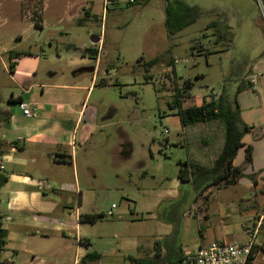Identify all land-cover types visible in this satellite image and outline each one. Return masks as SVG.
<instances>
[{
    "label": "rangeland",
    "instance_id": "374dc122",
    "mask_svg": "<svg viewBox=\"0 0 264 264\" xmlns=\"http://www.w3.org/2000/svg\"><path fill=\"white\" fill-rule=\"evenodd\" d=\"M20 1L0 0V142L16 149V154H0L4 166V171L0 173L8 178V184L0 188V216L17 246L15 253L4 252L3 261L8 258L15 264H39L47 255L45 251L53 246L52 251L63 249L65 257L71 255L69 264H73L81 238L89 239L91 249L100 254L101 262L98 264H131L130 257L138 256L137 247L147 248L152 243L155 225L152 218L160 213L159 208L166 202L163 200L164 203L158 206L160 195L170 189V179L178 175L179 161L183 163L196 155L199 160L197 165L211 170L222 152L224 125L216 121L184 127L177 110L169 108L178 86L167 80L168 75L173 76L171 71L174 67L179 71V81L188 78L194 82L190 92L192 99L189 94L186 95L190 100L187 99L184 107L196 105L198 94L218 97L224 81H227L226 84L234 81L231 85L233 95H236L235 86L240 80L229 78L227 64L220 61L223 47L210 43L211 38L204 39L206 35H217V23L221 19L216 15L198 17L189 27L169 36L161 17L165 14L167 22L168 15L174 29L177 26L174 23L177 11L182 8L178 3L176 6L163 0L147 3L146 0H112L113 7L104 13L105 0ZM179 2L189 8L201 4L216 7V1L212 0ZM223 3L236 4L232 0ZM29 8L31 14L27 16L39 27H42L40 11L44 9L42 18L45 28L41 33L33 29L27 36L25 34L27 39L17 50L13 48L15 43L12 40L16 33L25 30L18 28L19 10ZM233 17L240 24L237 15ZM259 18L264 28L260 15ZM5 21L10 25H4ZM212 21L217 27L208 26ZM251 30L250 24L236 26L234 34L241 35V38L235 51L239 55L247 52L249 57L254 58L260 53V47H253L250 38L243 36ZM93 36L101 38L100 44H91ZM172 41L179 44L177 57L180 59L177 62L167 52H171ZM202 43L205 44L206 54L211 48L218 50L217 54L209 56V64L205 55L201 54L204 53ZM5 48L31 53L32 58L39 61V73L51 71L49 73L58 75L60 70L62 76L41 80L33 93L27 95L25 91L30 85L25 83V79L12 78L14 74L9 70V56L2 53ZM91 49L99 52L98 58L92 56L91 65L69 69L71 61L83 57L86 50ZM191 53L195 54L193 59ZM140 58H143L142 63ZM155 58H159L158 63L147 73L143 64ZM93 66L101 71L88 101L100 106L102 117L110 111L108 114L113 116L109 123L114 127L104 129L102 140L92 148L88 166L84 164L76 172L68 165L54 167L50 157L36 161L34 155L44 139L15 144L25 136L12 131L7 124L6 114L16 108L15 104L10 105L9 100L23 96L42 102L45 98H42L40 85L58 83L63 77L71 82L72 73ZM256 74L252 81L257 84L249 88L245 82L237 96L243 110L241 118L248 126L255 125L243 138L244 143L256 149L255 163L248 166L244 159L245 150L240 151L236 158V164L244 170H264V136L257 140L252 133L255 128L264 129V76ZM44 93L49 94V90H44ZM118 128H123L126 142H118ZM126 143L129 147H126V161L114 159L112 154L120 146L125 149ZM47 151L54 152L51 149ZM142 170L148 173L147 177H143ZM161 170H164L161 177L155 175ZM202 178L211 182L207 176ZM24 179L27 181L24 182ZM45 185L50 188L46 189ZM34 194L38 196L33 198ZM44 196H49L51 200H44ZM78 198L81 199L80 215L96 214L99 219L96 224L77 223ZM113 204L118 209L109 217ZM192 205L194 208V202ZM6 218L9 220L5 221ZM82 248L88 251V248Z\"/></svg>",
    "mask_w": 264,
    "mask_h": 264
},
{
    "label": "crops",
    "instance_id": "0c3cea01",
    "mask_svg": "<svg viewBox=\"0 0 264 264\" xmlns=\"http://www.w3.org/2000/svg\"><path fill=\"white\" fill-rule=\"evenodd\" d=\"M22 1L23 0L20 2ZM200 1L207 2L209 0ZM212 1H216V7H209V4H201L199 6L193 5V8H191L196 10V12L200 14V17L205 15H216L221 19L217 23L218 27L213 21L208 25L219 28L216 33L217 35H206L204 39L211 38L213 42L209 40L210 43H215L217 46L223 47L221 49L222 54L220 55V61L227 64L226 72L229 75V78L234 77L240 80L237 82L238 85L235 86L237 87V92L238 90L241 91V88H244L245 82H247L249 88H252V86L257 84V82L255 83L254 81L253 83L252 81V78L257 75L256 73L264 76V28L259 18L256 1L232 0L236 3L232 5L224 4L223 2L225 0ZM173 3L176 6L177 3L180 5L182 4L179 0H169L170 5ZM27 14H31L30 8L28 10H19L18 15H20L21 18L18 28L25 30L23 33H16L12 40L15 43L13 48L17 50L21 44L26 41L28 33H31L33 29L37 30L35 29L34 21L30 16L28 17ZM43 15L44 9L40 11L42 19V23L40 24L42 28H45L42 18ZM236 15L240 24L234 21L233 16ZM190 16L191 12L187 9L184 11L178 9L177 18L174 20V23L179 25L183 22H187L189 21ZM161 19H164L162 25L163 23L165 24L168 35L172 36L169 30L170 24L167 25L166 22V15L164 14ZM4 23V25H10V22L5 21ZM244 24H250L252 30L248 31V34L243 33V36L245 35L250 38V45L253 47H256L257 45L260 47V53L254 58L249 57L247 52L239 55L235 51L236 46H238L237 42H239L241 38V35L234 34L236 26L242 27ZM39 31L41 33L44 29ZM231 34L234 36H231ZM37 42H39V40ZM170 44L171 52H167L170 53V57L177 62V60L180 59V57H177V46L179 44L175 43V41H172ZM204 47L205 44L202 43L201 50L204 53L201 54L205 55V60L207 64H209V56L217 54L218 50L217 48H211L206 54ZM9 52H11V50L5 48L2 53L8 54ZM190 57L193 59L195 54L191 53ZM34 59L35 58H32L31 54L29 57H24L16 61L14 75L12 76L14 79H25V83L30 85L29 90L25 91L27 95L33 93L34 88L39 86L38 83H40L41 80H54L48 78V76L55 74V72L49 73L51 71H48L46 74L39 73L37 67L39 61H35ZM91 60L92 59L89 55L76 58L71 61L69 69L72 70L82 66L91 65ZM100 71L101 70L96 67V72L92 74V76L88 73L80 74L75 72L72 73V78L70 77L71 82L63 77L58 83L40 85L42 89V98H45L42 102H36L33 99H25L23 96H18L17 98L12 97L11 99L15 102L21 98L24 102L36 103L39 108L38 114L33 119H26L19 111L17 104L11 103L15 104L16 108L14 110L11 109L12 112L6 114L7 124L12 131L22 133L25 136L24 138H19L18 142L15 144L18 145L19 142L34 143L38 138H43L44 140L38 144V152L34 155L36 161L39 159L45 160L47 157H50L53 160L54 167L68 165L75 170V172L84 164L88 166L92 148L94 149L96 143L102 140L105 133L104 129H111L114 127V124L109 123L113 116L108 114L110 111L106 112L102 117L103 112L100 111V106L92 105L90 104V100L88 101L89 97L92 96L95 91ZM178 72L179 71L173 67L171 71L173 76L168 75L167 80L169 79V83L173 82L174 85L176 83L178 88H181L180 85H182L184 80H178L180 78ZM61 76L62 71L59 70L58 75L55 78ZM222 76L224 77V75ZM197 77H199L198 72ZM185 80H188V78ZM226 82H223L224 85L222 90L227 92V94L234 96L231 85V82L234 81H229L230 83L228 84H226ZM192 83L194 86V82ZM44 90H49V94L44 93ZM191 90L188 92L191 97L190 99H192L193 96L190 93ZM206 96V94L202 96L198 94L199 101L192 107H200ZM200 97L202 100H200ZM185 104L186 103L183 104V108H190L184 107ZM240 111L241 116H243V110L241 108ZM242 121L247 124L243 119ZM255 130L256 131L252 132L253 135L257 140H261L264 136V129L255 128ZM116 135L119 143L127 141V138L125 139L123 136V128H118L116 130ZM243 144L245 147L241 148L240 151H244L248 146L251 147V145L244 142ZM126 147H128L127 143L125 149L122 146L117 148L115 153L112 154L114 159L126 161L125 159L128 152ZM48 149H51V151L53 150L54 152H46ZM252 149L253 163L251 164L253 165L256 160V149L255 147H252ZM0 153L16 154V149L10 147L5 142H0ZM54 157H58L59 160L57 159L58 161H56ZM196 157V155H193L190 160L184 162L197 165L199 160ZM236 160L237 159H235L233 166L241 168V165L236 164ZM248 166H250V164H248ZM88 170L93 169L88 168ZM179 171L180 170L176 173L178 175L170 179V189L164 191L160 195V203H158V206H161L162 203H164L162 202L163 200H166V202L161 208H159L160 213L152 218L155 225L153 227L154 234L152 236L153 239L150 247H137L138 256L130 257L131 264H136L135 260H137V264H177L184 255L197 252L202 245H209L214 242L245 244L249 240L247 233L248 230L253 231L255 229H258V234L256 236L257 253L252 258L250 264H264V170H244L241 168V170H239V178L233 179L234 182L231 186H227L224 183L211 186V182L204 181L202 177H198L197 173L191 175L186 181H182L179 177ZM141 173L143 177H147L148 175L145 170H142ZM163 174L164 170L155 172V175L158 177H161ZM157 176L154 178H157ZM25 181H27V179H24V182ZM161 181L165 182V180ZM207 187L209 188L206 191H203ZM49 188L50 187L46 189ZM37 196L38 194H34L33 198H36ZM43 198L44 200H51L49 196H44ZM193 202L195 206L194 208L192 205ZM78 206L79 209L76 214V219L79 224L82 223L80 221V198H78ZM117 209L118 208H116V210ZM6 220L8 221L9 218H6L5 221ZM98 221L99 219L94 224ZM0 224L2 229L7 233L4 252L15 253V248L17 247L15 244L16 241L14 240L15 238L11 237L8 233L4 219L1 216ZM78 228L79 226H77V229ZM63 236L65 235L63 234ZM91 246L92 243L89 239L84 240L80 238L78 240L73 264H81L82 259L86 255L91 256V261L87 264L100 263V254L94 249H91ZM82 247L88 248V251H85ZM52 249L53 246L45 251V254H47L46 256L50 258L45 256L39 264H69L71 255L68 254L66 255L67 257H65L63 249H55V251H52ZM3 258L2 255V261L4 260ZM140 261H142V263H140ZM3 262L6 264H15L14 261L9 260L8 258Z\"/></svg>",
    "mask_w": 264,
    "mask_h": 264
},
{
    "label": "trees",
    "instance_id": "16d2710c",
    "mask_svg": "<svg viewBox=\"0 0 264 264\" xmlns=\"http://www.w3.org/2000/svg\"><path fill=\"white\" fill-rule=\"evenodd\" d=\"M152 0H146L150 2ZM169 5V0H164ZM264 2V0H263ZM182 10H188L191 12V16L189 17V21L183 22L177 26H174V29L171 24V19H169L167 15V25L170 24V34H174L178 30L181 31L187 27H189L192 23L196 21L200 14L189 7H185L183 4ZM169 6H167L166 11L168 10ZM193 13V16H192ZM196 15V16H195ZM34 26L37 27V30H42V27H39L38 23H34ZM172 27V28H171ZM194 49V48H193ZM85 55H89L91 58L92 56H98V51L95 49L86 50ZM9 60H10V67L9 70L11 73H14L16 61L24 58L29 57L31 54L29 52H22V51H11L8 53ZM159 61V58H155L152 61L144 63V67L146 68V72H149V69L156 65ZM140 62H143V58H140ZM149 79V76L146 77ZM193 88V83L190 80H186L183 82V86L181 88H176L173 96L172 101L169 104V108L171 110H177V115L180 118L181 124L184 127L194 126L198 124H209L216 121H220L225 128V142L224 147L215 161L214 167L211 170L204 169L198 165L187 163V162H180L178 163L179 166V177L182 181H186L191 175L195 173L198 174V177H209L211 178V186H216L218 184L224 183L227 186H231L234 182L233 179L239 178V170L241 168L234 167V161L237 158L238 152L241 148L245 147L243 144V138L246 134L250 133L254 128L248 126L242 121L241 118V111L240 106L237 101V96L240 93V90L236 93L235 96H231L227 94L224 90L221 91L218 97L211 96L210 101L204 98L203 103L200 107H190V108H183V104L186 103L187 99H189L188 95L189 91ZM21 98L18 99L20 101ZM17 101V102H18ZM13 99L9 100V103H16ZM246 156L245 162L247 164L252 163L253 157V149L252 147L248 146L245 149ZM2 154V153H0ZM8 183V178L0 173V188H3ZM210 187V186H209ZM209 187L205 188L203 191H206ZM97 215H85L80 217V221L82 223H95L98 218ZM6 238L7 233L0 224V264H6L2 261V255L4 253V247L6 245ZM90 255H86L81 264H87L91 260ZM252 258L250 259L249 263L251 262ZM137 264V260H135ZM142 263V261H140Z\"/></svg>",
    "mask_w": 264,
    "mask_h": 264
},
{
    "label": "built area",
    "instance_id": "2783aa9c",
    "mask_svg": "<svg viewBox=\"0 0 264 264\" xmlns=\"http://www.w3.org/2000/svg\"><path fill=\"white\" fill-rule=\"evenodd\" d=\"M259 15L264 21V2L255 0ZM113 7L112 0H105L104 13ZM210 95L205 98L210 101ZM17 107L26 119H33L39 112L36 103H27L23 100L17 102ZM167 133V132H166ZM4 170L3 163L0 161V171ZM48 188V185H45ZM117 206L112 205L108 216L112 217ZM249 240L245 244H227L214 242L209 245H202L197 252L188 253L182 257L177 264H248L250 259L257 253L256 236L258 229L248 230Z\"/></svg>",
    "mask_w": 264,
    "mask_h": 264
},
{
    "label": "water",
    "instance_id": "95a60500",
    "mask_svg": "<svg viewBox=\"0 0 264 264\" xmlns=\"http://www.w3.org/2000/svg\"><path fill=\"white\" fill-rule=\"evenodd\" d=\"M38 40H40V39L38 38L37 41ZM100 42H101V38L100 37L93 36L91 38V44L93 46H96V45L100 44ZM95 72H96V67L93 66V67H84V68H81L76 73H80V74H87V73L88 74H94ZM56 76H57V74L55 73V74H52V75L48 76V78L54 79Z\"/></svg>",
    "mask_w": 264,
    "mask_h": 264
}]
</instances>
